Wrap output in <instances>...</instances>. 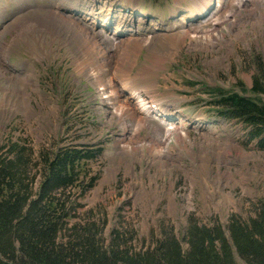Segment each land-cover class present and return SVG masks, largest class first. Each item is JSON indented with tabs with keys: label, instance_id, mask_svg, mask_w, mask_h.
Masks as SVG:
<instances>
[{
	"label": "rangeland",
	"instance_id": "rangeland-1",
	"mask_svg": "<svg viewBox=\"0 0 264 264\" xmlns=\"http://www.w3.org/2000/svg\"><path fill=\"white\" fill-rule=\"evenodd\" d=\"M76 1L0 0V153L12 143L100 149L71 223L134 252L166 236L185 249L189 223L225 227L264 209V150L210 104L218 88L264 105L253 91L264 89V0H120L134 22L117 34L124 5L93 23L65 9ZM110 84L116 96L105 98ZM124 84L186 125L168 142L173 125L119 116Z\"/></svg>",
	"mask_w": 264,
	"mask_h": 264
},
{
	"label": "trees",
	"instance_id": "trees-1",
	"mask_svg": "<svg viewBox=\"0 0 264 264\" xmlns=\"http://www.w3.org/2000/svg\"><path fill=\"white\" fill-rule=\"evenodd\" d=\"M253 91L264 94L255 83ZM210 95L218 116L241 123L264 150V105L218 88H211ZM100 154L81 144L37 153L24 143L2 148L0 264H264L262 208L247 221L229 218L225 227L189 223L185 249L166 236L152 248L134 252L126 245L103 243L98 229L71 223L96 179L85 162Z\"/></svg>",
	"mask_w": 264,
	"mask_h": 264
},
{
	"label": "bare ground",
	"instance_id": "bare-ground-1",
	"mask_svg": "<svg viewBox=\"0 0 264 264\" xmlns=\"http://www.w3.org/2000/svg\"><path fill=\"white\" fill-rule=\"evenodd\" d=\"M61 2H64L61 1ZM60 0H59V3H61ZM79 6H72V5H65V9L67 10H73L74 11V14L76 13H80L81 15H85V19H91L94 23V20L97 18H100V17H103V19H108L110 20L111 18H106V16L108 15V12H112L113 9H115L116 7H120V6H125L124 9L125 10V14H121V12L123 10H121L118 14V17H119V20H116V23H111V24H115V29H114V34H117V33H120L121 31L122 32H126L128 31L127 29L124 30V28H127V27H131L134 22L133 18H131L130 16V8H127V5H125L124 3L126 2H121L120 0H77L75 2V4L73 5H77ZM208 3V2H207ZM207 3L205 5H207ZM120 4V5H118ZM71 6V7H69ZM69 7V8H68ZM204 9L203 10H200V11H197V14H196V18L200 17V18H203L205 17L208 13L206 11V6H203ZM133 8V7H132ZM80 9V10H79ZM127 10V11H126ZM135 10V11H134ZM83 11V12H82ZM85 11V12H84ZM87 11V13H86ZM135 13H139L140 16H143L145 15L143 12L144 11H140V12H137V10L135 8H133V10ZM70 12V11H69ZM76 12V13H75ZM194 10L193 11H188V16H192L190 14H193ZM73 13V12H72ZM117 13V12H116ZM110 15V14H109ZM194 15V14H193ZM148 17H152L151 15H147ZM154 16V15H153ZM115 19V18H114ZM184 20V19H183ZM118 21V22H117ZM107 22H104V25H106ZM110 25V24H109ZM109 25H106V28L109 27ZM67 26V25H66ZM103 26V25H101ZM104 27V26H103ZM65 29V27H64ZM70 29V28H69ZM117 31V32H116ZM130 32V30H129ZM75 33V32H73ZM74 35V34H73ZM77 36V35H76ZM120 63V62H119ZM119 71V70H118ZM102 84V83H100ZM103 85V84H102ZM120 89H121V93L124 92L125 93V96H126V104L125 106H119L118 109H117V114L120 116V114H122L123 112H125L127 110L126 113H129L128 115L134 119L136 118V115L139 113V117L138 119H143L144 117L146 118L147 116L151 115L153 119H158L159 123L161 124H165L164 126L166 127H170L169 125H173L171 123L172 121V118L177 120V118H174V109L173 107H161V105L159 103H156L155 100H152V99H149V101L145 102L142 97L139 95V92L138 91H135V90H130L128 87H127V84H124L122 86H120ZM105 91V90H104ZM119 91V90H118ZM117 91V92H118ZM107 94L105 95V98H108V97H111V96H114L115 95V91H114V85L113 84H110V87L108 88V90L106 91ZM142 94L144 92H141ZM117 94V93H116ZM120 94V93H119ZM116 96V95H115ZM130 102V106L127 104ZM124 103V102H123ZM128 105V106H127ZM133 108V109H132ZM114 113V112H113ZM149 114V115H148ZM182 120V121H181ZM138 121V120H137ZM164 121V122H163ZM179 122L175 124V126H171L170 128H167V130H165V133L167 134L168 137H166L168 140V142L170 141V139H168L170 137V135L172 133H175L173 132V130H177L178 131V128L181 126H185L186 125V121L184 119H180L178 120ZM168 126H167V124ZM185 123V124H183ZM140 125V123L138 124ZM180 127V128H181ZM179 138V137H178ZM151 147V146H150ZM142 158V155L140 154V156ZM143 159V158H142Z\"/></svg>",
	"mask_w": 264,
	"mask_h": 264
},
{
	"label": "water",
	"instance_id": "water-1",
	"mask_svg": "<svg viewBox=\"0 0 264 264\" xmlns=\"http://www.w3.org/2000/svg\"><path fill=\"white\" fill-rule=\"evenodd\" d=\"M213 5V4H212Z\"/></svg>",
	"mask_w": 264,
	"mask_h": 264
}]
</instances>
